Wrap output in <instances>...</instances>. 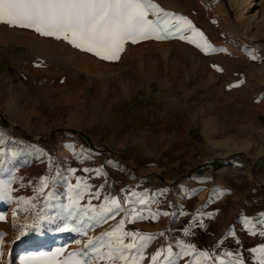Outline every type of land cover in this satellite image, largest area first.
Masks as SVG:
<instances>
[{
    "label": "rangeland",
    "instance_id": "obj_1",
    "mask_svg": "<svg viewBox=\"0 0 264 264\" xmlns=\"http://www.w3.org/2000/svg\"><path fill=\"white\" fill-rule=\"evenodd\" d=\"M151 2L190 20L217 51L204 52L176 37L137 42L134 52L150 53L153 59L158 58L159 66L152 77L139 80L127 92L129 101L120 103L118 98L126 96L121 89L119 97L109 92L99 101L77 93L70 101L31 115L26 124L18 122L25 119L28 101L19 95L8 101L9 93L0 92V181L11 188V200L0 199V216L4 217L0 221V264H21L22 257L50 254L56 249H63L58 259H68V253L85 251L88 239H93L94 246L100 242L98 237L107 240L103 233L116 228L121 220L123 231L153 237L142 249L140 264H151V256L158 250V264H168L164 257L169 248V259L175 264H207L208 260L194 252L202 248L210 256L214 236L202 237L199 230L196 236H189L191 228L202 222L207 207L196 209L194 203L199 199L193 190L186 196L177 183L167 184L164 173L148 169L139 156L165 149L186 160L185 149L190 150L194 158L191 170L179 172V176H198L202 187L210 186V175L220 167L250 156L264 130V0ZM184 35L190 36L191 31L185 30ZM155 80L174 82L170 96L157 85L150 98L141 99L144 95L137 90ZM166 104L185 107V133L172 124L129 123L133 109ZM135 116L150 119L142 109ZM256 117L263 121L261 126L256 125ZM185 160L180 170L188 164ZM210 162L214 164L208 169ZM257 174L252 172L250 180L258 184ZM41 177L48 182L43 193L37 191ZM78 179L80 188L76 187ZM150 184L153 187L148 189ZM78 193L82 196L74 209L76 215L69 218L64 207L69 195ZM19 197L30 203L19 201ZM112 198L120 203L118 210L105 213L104 219H88L90 207L99 211L100 205H107ZM209 209L220 212L215 206ZM232 212L230 227L237 214L234 205ZM65 226L68 231H59ZM22 230L25 235L16 239ZM124 239L130 242L129 237ZM187 245L194 248L190 255H184ZM87 251L91 256V248Z\"/></svg>",
    "mask_w": 264,
    "mask_h": 264
},
{
    "label": "crops",
    "instance_id": "obj_2",
    "mask_svg": "<svg viewBox=\"0 0 264 264\" xmlns=\"http://www.w3.org/2000/svg\"><path fill=\"white\" fill-rule=\"evenodd\" d=\"M139 42L146 44V40ZM135 47L136 43L126 42L118 59L104 60L93 53L75 48L63 39L57 40L54 37L42 36L33 29L9 27L0 23V92L9 93L8 101L17 95L28 101L25 119L18 120L19 124H26L31 115L43 112L44 109L56 107L62 101H70L72 95L77 93L88 94L93 100L99 101L109 92L114 98L119 97L118 91L121 89L126 96L118 99L120 103H125L131 99L127 92L135 88L139 80L152 77L154 69L159 66L156 63L158 58L153 59L150 53L137 55V52H134ZM142 49H147V46ZM157 85L168 97L173 91L174 82L163 83L155 80L153 84L144 83L137 90L144 95L141 99L150 98L152 87ZM151 94L153 95V92ZM184 108L173 104L155 109L136 108L130 113L129 123L172 124L177 130L185 133L187 127L183 115ZM139 109L143 110L144 115H149L150 119L140 120L136 116L132 117ZM262 123L263 121L256 117V125L261 126ZM263 143L264 130L250 156L220 167L210 175L209 187H202L204 183L198 180V176L182 179L179 176V172L185 174L191 170L194 158L192 159L190 150L185 149L187 159L184 160L188 161V164L183 165L181 170L184 160L176 152L161 149L157 154L139 156V161L147 163L148 169H158L164 173V181L167 184L177 183L176 186L184 190L186 196L193 190V194L199 199V202L194 203V207L197 205L196 209L200 205L207 207L208 211L203 214L202 222L197 227H192L193 231L189 235L196 236L199 230L198 234L202 237L214 236L210 244L212 253L207 264H219L217 257L225 264H232L237 256L244 260V264H259L260 254L252 252L251 249L264 244V237L259 235V232L264 230ZM254 171L259 173L258 184L250 180ZM149 187L152 188L153 184L147 188ZM232 205L237 214L233 219V227H230ZM211 206H215L220 212L210 210ZM250 231L256 235H251ZM203 251L198 248L194 253ZM227 252H232L233 257H227Z\"/></svg>",
    "mask_w": 264,
    "mask_h": 264
},
{
    "label": "snow or ice",
    "instance_id": "obj_3",
    "mask_svg": "<svg viewBox=\"0 0 264 264\" xmlns=\"http://www.w3.org/2000/svg\"><path fill=\"white\" fill-rule=\"evenodd\" d=\"M150 16L154 19H150ZM0 23L9 27L33 29L42 36L54 37L57 40L63 39L75 48L93 53L104 60L118 59L126 42L137 43L147 39L164 40L176 37L195 44L204 52L217 51L190 20L164 11L151 0H0ZM185 30H190L191 35H184ZM40 185L37 191L43 193V190L48 187L47 179L41 177ZM80 185L81 181L78 179L76 187L80 188ZM87 187L85 183V188ZM10 191V185L0 181V199L11 200ZM95 195L98 197L99 193ZM81 196L82 193H78L76 197L69 195V204L64 207L69 218L76 215L74 209ZM19 201L30 203L24 197H19ZM140 203L143 204L145 201L141 200ZM120 207V203L112 198L107 205H100L99 211L95 207H90L88 211L92 215L88 216V219L95 220L97 217L104 219L105 213L111 214ZM152 218L155 219V215ZM2 219L4 217L0 216V220ZM77 223H83V221H77ZM123 224L124 221L121 220L116 228L103 233L107 240L101 241V238H96L100 241L96 246L93 244V239H88L83 246L85 251L68 253V259H58L63 249H56L50 254L40 253L22 257L21 264H100V262L140 264L143 260L142 249L153 237L123 231ZM68 230L67 226L59 228V231ZM250 234L256 235L251 231ZM24 235L25 232L22 230L16 239ZM259 235L264 237V230L260 231ZM125 237H129L130 242L126 243ZM2 243L3 235L0 234V244ZM89 248H91V256L87 251ZM187 248L188 251L184 255H190L194 251L192 245H187ZM251 251L259 253V264H264V244ZM167 252L168 255L164 257V260H167L168 264H175L169 259L172 250L169 248ZM225 255L229 258L233 257L232 252H227ZM200 256L205 261L209 259L207 252H200ZM160 257L161 252L158 250L151 256V264H158ZM216 259L219 264H225L219 257ZM160 264L163 262L161 261ZM196 264L200 262L197 261ZM232 264H244V260L237 256Z\"/></svg>",
    "mask_w": 264,
    "mask_h": 264
},
{
    "label": "built area",
    "instance_id": "obj_4",
    "mask_svg": "<svg viewBox=\"0 0 264 264\" xmlns=\"http://www.w3.org/2000/svg\"><path fill=\"white\" fill-rule=\"evenodd\" d=\"M153 94L156 95V96H159V92H156V93L153 92ZM106 154L108 156H110V153L109 152H106ZM213 164H214V162L207 163L206 164V168L211 169Z\"/></svg>",
    "mask_w": 264,
    "mask_h": 264
},
{
    "label": "trees",
    "instance_id": "obj_5",
    "mask_svg": "<svg viewBox=\"0 0 264 264\" xmlns=\"http://www.w3.org/2000/svg\"><path fill=\"white\" fill-rule=\"evenodd\" d=\"M2 125H5V123L2 121Z\"/></svg>",
    "mask_w": 264,
    "mask_h": 264
}]
</instances>
